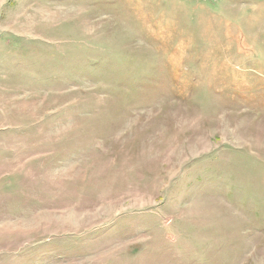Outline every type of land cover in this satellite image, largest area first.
I'll list each match as a JSON object with an SVG mask.
<instances>
[{
    "label": "rangeland",
    "instance_id": "rangeland-1",
    "mask_svg": "<svg viewBox=\"0 0 264 264\" xmlns=\"http://www.w3.org/2000/svg\"><path fill=\"white\" fill-rule=\"evenodd\" d=\"M0 264H264V0H0Z\"/></svg>",
    "mask_w": 264,
    "mask_h": 264
}]
</instances>
